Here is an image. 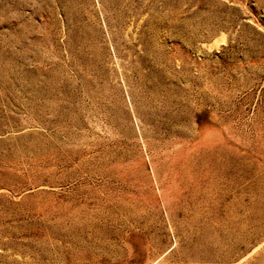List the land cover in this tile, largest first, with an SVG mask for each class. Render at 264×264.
Returning a JSON list of instances; mask_svg holds the SVG:
<instances>
[{"label": "rangeland", "instance_id": "rangeland-1", "mask_svg": "<svg viewBox=\"0 0 264 264\" xmlns=\"http://www.w3.org/2000/svg\"><path fill=\"white\" fill-rule=\"evenodd\" d=\"M0 264H264V0H0Z\"/></svg>", "mask_w": 264, "mask_h": 264}]
</instances>
